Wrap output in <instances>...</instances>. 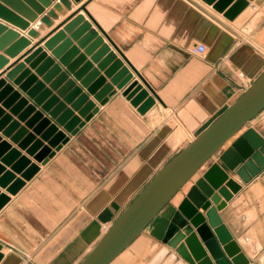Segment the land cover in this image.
<instances>
[{
	"label": "crops",
	"instance_id": "0c3cea01",
	"mask_svg": "<svg viewBox=\"0 0 264 264\" xmlns=\"http://www.w3.org/2000/svg\"><path fill=\"white\" fill-rule=\"evenodd\" d=\"M71 1L72 10L38 39L30 38L31 44L15 59L0 51L7 60L0 80L26 97L7 79L8 73L39 48L50 55L46 42L82 15L148 97L137 101L138 95L126 96L125 89L115 86L116 95L105 105L89 95L98 113L76 136L59 127L70 141L60 151L51 148L55 156L46 165L22 147L30 136L49 146L44 132L36 130L38 124L31 123L34 115L20 119L21 113L12 111L15 105L6 106L8 98L0 99V178L12 173L21 179L13 171L19 159L11 165L3 162L13 151L40 167L15 196L0 186V194L10 197L0 211V264H79L104 236V227H111L156 174L239 99L245 92L243 82L253 84L264 73V12H259L264 6L240 30L201 0ZM85 5L91 20L82 10ZM50 8L26 31L0 23L27 36ZM199 44L207 47L203 56L191 53ZM26 68L35 75L28 64ZM149 98L155 102L143 111ZM248 130L264 138V111L236 138ZM4 144L9 147L2 151ZM230 179L242 188L219 214L250 264H264V170L248 183L236 174ZM151 229L112 264H148L162 247Z\"/></svg>",
	"mask_w": 264,
	"mask_h": 264
},
{
	"label": "water",
	"instance_id": "95a60500",
	"mask_svg": "<svg viewBox=\"0 0 264 264\" xmlns=\"http://www.w3.org/2000/svg\"><path fill=\"white\" fill-rule=\"evenodd\" d=\"M53 1L0 0V19L23 31L51 6L28 30L27 36L0 23V51L5 56L15 59L31 44L30 38L38 39L54 21L72 10L71 0H58L55 4ZM201 1L237 28H242L255 15L256 9L264 6V0ZM82 10L91 20L87 5ZM45 49L50 55L39 48L7 75L26 97L22 98L6 80H0V99L8 98L5 105H15L12 111L21 113L20 119L34 115L31 123H37L36 130L43 131V138L49 141V146H44L42 141L30 136L22 144L28 149L27 154L36 155L35 160L42 165L70 141L66 133L76 136L98 113L99 108L89 100V95L101 105L115 96L117 90L125 89L124 94L130 97L138 95L137 101L148 97L142 86L133 80L129 67L114 56L110 46L104 44V38L92 30L91 22L85 21L82 15L46 42ZM87 57H91V61ZM6 63V58L0 56V70ZM27 64L35 70V75L26 68ZM94 64L98 65L97 69ZM38 77L43 81L39 82ZM46 84L50 85L48 89ZM154 102L149 98L143 111ZM263 111L264 73L156 174L79 264H112L150 228L151 236L162 247L148 264H250L219 213L242 188L230 179L231 174L248 183L264 170V138L254 130L236 138ZM44 114L49 118H44ZM59 127L66 133L60 132ZM22 134L23 131L19 137ZM8 147L4 144L1 149ZM51 148H55V152ZM216 156L217 162L214 161ZM16 159L19 160L13 171L21 174V179L12 173L0 178V186L12 196L40 171L38 165L16 151L3 162L11 165ZM9 201V196L0 194V211ZM185 229H189V234L183 232ZM3 257L0 252V263Z\"/></svg>",
	"mask_w": 264,
	"mask_h": 264
},
{
	"label": "built area",
	"instance_id": "2783aa9c",
	"mask_svg": "<svg viewBox=\"0 0 264 264\" xmlns=\"http://www.w3.org/2000/svg\"><path fill=\"white\" fill-rule=\"evenodd\" d=\"M191 53L193 55H196V56H200V55L203 56V55H205L207 53V47L205 45H203V44H199V45H197V46H195V47H193L191 49ZM239 78L243 79L244 78V74L240 73L239 74ZM251 85H252L251 82H243L244 91H246ZM104 230L106 231L107 228L104 227Z\"/></svg>",
	"mask_w": 264,
	"mask_h": 264
},
{
	"label": "bare ground",
	"instance_id": "6f19581e",
	"mask_svg": "<svg viewBox=\"0 0 264 264\" xmlns=\"http://www.w3.org/2000/svg\"><path fill=\"white\" fill-rule=\"evenodd\" d=\"M210 9H212V8L210 7ZM258 9H259V8H257L256 10H258ZM216 13H217V12H216ZM217 14H218V13H217ZM218 16H219L222 20L225 21V18H224L222 15L218 14ZM251 20H252V19H251ZM251 20H249V22H250ZM229 23H230V22H229ZM231 24H232V23H231ZM233 26H234V25H233ZM243 28H244V27L239 28V29H240V30H241V29L243 30ZM239 29H238V30H239ZM109 228H110V227H109ZM109 228H107V230H108ZM107 230H106V232H107ZM106 232H105V233H106Z\"/></svg>",
	"mask_w": 264,
	"mask_h": 264
},
{
	"label": "rangeland",
	"instance_id": "374dc122",
	"mask_svg": "<svg viewBox=\"0 0 264 264\" xmlns=\"http://www.w3.org/2000/svg\"><path fill=\"white\" fill-rule=\"evenodd\" d=\"M209 10L212 11V12H214V13L218 16V14H217L213 9H210V8H209ZM259 12H264V9L259 10ZM218 17H219V16H218ZM246 33H247V32H246Z\"/></svg>",
	"mask_w": 264,
	"mask_h": 264
}]
</instances>
